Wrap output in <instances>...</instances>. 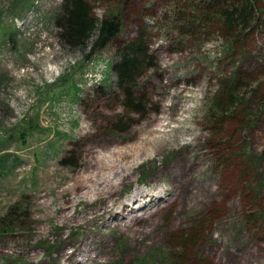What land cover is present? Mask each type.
<instances>
[{"label":"rangeland","instance_id":"1","mask_svg":"<svg viewBox=\"0 0 264 264\" xmlns=\"http://www.w3.org/2000/svg\"><path fill=\"white\" fill-rule=\"evenodd\" d=\"M252 2L254 32L229 46L216 23L180 33L168 0H128V14L150 11L158 62L137 113L116 89L114 44L91 53L95 36H59L62 0H0V264H264V0ZM135 34L126 23L117 40ZM227 83L240 87L225 114Z\"/></svg>","mask_w":264,"mask_h":264},{"label":"trees","instance_id":"2","mask_svg":"<svg viewBox=\"0 0 264 264\" xmlns=\"http://www.w3.org/2000/svg\"><path fill=\"white\" fill-rule=\"evenodd\" d=\"M168 1L172 4V6L168 4L169 10L172 11L170 16L178 23L180 33L197 35L216 23L217 33L227 37L229 46H233L236 44L235 40L242 39L241 35L244 37L245 34L254 32L255 6L252 0ZM93 2L99 4L109 2L106 5L110 7L111 13L102 18L97 17ZM165 5H167L166 1ZM132 11L128 0H62L58 28L59 36L67 41L70 47L84 48L93 36L95 38L91 53L103 49L108 44L115 45L118 60L112 68L115 73L116 89L120 95H123L131 111L138 113L142 112L146 105L136 93L139 79L146 72L156 68L158 62L150 48L151 25L147 22V18H151L150 11L140 8L134 11L135 14H128ZM126 23L136 24V34L126 40L118 41V35ZM173 27L176 29L175 25ZM239 87L234 86V83L226 84V90L229 92L226 93V97L219 100V105L223 106L222 113L234 112L232 106L237 105V102H234L236 93L239 94ZM169 199L170 196L167 200ZM119 214L122 218L124 211L115 213L113 218H120Z\"/></svg>","mask_w":264,"mask_h":264},{"label":"bare ground","instance_id":"3","mask_svg":"<svg viewBox=\"0 0 264 264\" xmlns=\"http://www.w3.org/2000/svg\"><path fill=\"white\" fill-rule=\"evenodd\" d=\"M153 190H151V189H149V190H146V189H142L140 192H138L134 197H133V199H134V201L135 200H137L136 198H137V196H143V195H145V194H149V195H153ZM155 198H152V199H150V200H154ZM156 200V199H155ZM125 205H127L126 203H125V201H124V203H122V206H121V208H120V210H118L116 213H121V212H123L124 211V214L127 212V206H125ZM124 217V216H123ZM92 232V231H91ZM93 250V249H92Z\"/></svg>","mask_w":264,"mask_h":264}]
</instances>
